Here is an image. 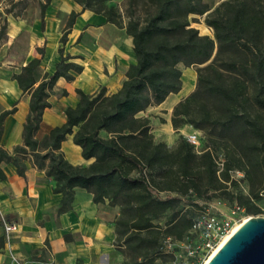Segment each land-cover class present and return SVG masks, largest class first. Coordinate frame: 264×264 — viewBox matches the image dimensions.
<instances>
[{
  "label": "trees",
  "instance_id": "trees-1",
  "mask_svg": "<svg viewBox=\"0 0 264 264\" xmlns=\"http://www.w3.org/2000/svg\"><path fill=\"white\" fill-rule=\"evenodd\" d=\"M73 1L82 6V12L101 14L108 23L125 29L133 39L136 63L129 67L127 79L118 92L108 94L101 88L90 95L77 90L80 101L75 108L66 110V123L38 138L44 111L51 107L49 98L54 86L61 78L75 80L74 74L84 70V65L75 62L80 57L66 54L65 49L82 12L66 14L59 47L61 59L53 75L45 74L39 83L45 41L38 48L41 58L28 62L21 73L13 76L22 94L31 96L30 112L23 130L24 144L15 147L12 153L4 149L1 138L4 121L17 112L19 101L0 115V164H13L25 178L26 161L31 157L33 165L55 182L54 193L63 196L60 213L73 209L77 188L91 194L95 204L118 207L120 214L114 224L115 246L123 255L119 264H178L182 246L168 250L156 236V231L163 228L159 223L162 218L166 219L165 236L174 241L189 237L187 245L183 244V252L189 260L200 261L201 253L191 251L204 243L205 231H196L194 226L211 213L194 219L186 205L195 203L193 195L211 201L208 191L219 190L232 167L227 161L224 163L222 178L214 153L196 151L183 135L173 148L163 142L155 143L151 120L140 114L183 90L182 67L208 63L216 49L218 58L243 47L253 54L254 60L251 64L230 61L221 65L222 70L238 75L229 82L221 70H215L216 76L209 79L203 74L207 67L198 70L197 90L174 107L172 126L178 130L191 125L205 133L210 142L222 145L224 140L233 141V147L240 145L243 125L258 139L264 156V127L245 111V82L239 78L255 87L254 102L264 109V51L260 44L264 36V6L250 0H226L208 13L210 8L204 0H127L130 20L124 25L119 10L109 6L110 0ZM51 3L52 0L40 3L42 32L46 30L45 17ZM139 14L146 18L141 19ZM205 14L207 26L215 30L214 39L202 35L190 21L191 15ZM8 25L6 21L0 29V42L8 39ZM210 98L221 104V115L217 118L206 103ZM70 136L80 147L83 158L94 160L91 164L76 166L67 160L62 144ZM0 179L6 180L2 169ZM203 186L206 190L201 193ZM163 193L171 195L163 197ZM4 246L2 235L0 248Z\"/></svg>",
  "mask_w": 264,
  "mask_h": 264
},
{
  "label": "crops",
  "instance_id": "crops-1",
  "mask_svg": "<svg viewBox=\"0 0 264 264\" xmlns=\"http://www.w3.org/2000/svg\"><path fill=\"white\" fill-rule=\"evenodd\" d=\"M82 10V6L72 3L70 9L61 13H81ZM57 13L47 11L45 32L41 30L40 18V22L34 21V26L39 24L40 30L35 37L31 29L27 28L26 20H14L15 22L11 23V27L15 25V30L20 31L14 34L8 32V40L4 46L7 50L13 46L11 57L15 60H4L8 56L7 52L0 60V115L10 111L19 101L17 112L4 121L1 143L9 153L24 144L23 130L30 112L31 98L28 93L22 94L13 76L21 73L28 62L41 58L38 48L42 47L45 41L46 54L41 63L39 83L45 74L53 75L61 59L59 47L63 20L57 17ZM52 25L54 36L50 32ZM23 28L28 35L25 39L18 35ZM109 30L114 36L105 40V32ZM90 33L93 39L87 42ZM65 49L66 54L80 57L75 62L84 65V70L81 74H74L75 80L67 81L61 78L54 86L49 98L51 107L44 111L38 138L56 126L66 123V110L69 107L75 108L80 101L77 90L90 95L97 94L101 88H105L108 94L118 92L127 79L129 67L136 63L132 37L125 29L108 23L103 15L91 11H83L77 18ZM3 51L0 49V53ZM182 89L157 106L164 108L169 103L172 111L188 96L184 87ZM143 115H146L145 112L140 114ZM166 122L167 128L173 129L172 120L167 119ZM181 132L186 136L194 131L188 126ZM176 137L171 135L168 138L173 142ZM171 142L168 141V144ZM62 151L65 152L67 160L76 166H87L94 161L83 158L82 151L74 144L72 136L62 144ZM26 167L24 178L18 174L13 164H0V169L6 175V180L0 179V236L5 237L1 217H6L10 223H16L19 227L9 242L5 237V246L0 248V264H119L122 255L117 252L115 246L114 224L119 209H114L108 204H95L91 194L77 188L73 209L60 213L58 210L63 196L54 193L55 182L46 176L44 170H39L33 165L31 157L27 159Z\"/></svg>",
  "mask_w": 264,
  "mask_h": 264
},
{
  "label": "rangeland",
  "instance_id": "rangeland-1",
  "mask_svg": "<svg viewBox=\"0 0 264 264\" xmlns=\"http://www.w3.org/2000/svg\"><path fill=\"white\" fill-rule=\"evenodd\" d=\"M46 0H0V29L5 24V22H8V30H7V36L8 32L16 33L20 30H15V25H12L11 23H14L15 21H27V28L31 29L32 35L35 37L40 32L39 30V24L38 26H34V21L39 20L40 16V8L41 2H45ZM224 1L226 0H204V2L209 6L210 11L208 13L213 12L217 7H219ZM251 2L254 1L256 5L262 4L264 6V0H250ZM72 3L76 4L73 0H52L51 7L48 9V12L50 13H57V17L63 20L62 26L60 28V31L62 32L67 19L65 16L64 10H68L71 8ZM114 6L117 8L123 17V23L126 25V23L130 20L129 17H127L129 12V4L127 3V0H110L109 6ZM207 13V14H208ZM141 16V19L146 18L145 15L139 14V17ZM208 15H191L190 21L192 23V26L200 30V33L202 35H208L211 36L213 39L215 38V30L207 26L206 19ZM15 20V21H14ZM51 34L54 36L55 30L54 26L51 27ZM104 39L110 40L114 34L111 32V30L105 32ZM20 38L25 39L28 35L23 28L21 32L18 34ZM18 36V37H19ZM93 39V35L90 33L87 37V42L91 41ZM7 40H4L0 42V49L4 50L3 53H0V60L3 58V55L5 53H8V56L4 59L7 60L11 58L12 60H15V58H12L11 55L13 53V46L10 48L5 47V43H7ZM260 44L264 51V36L260 38ZM4 46V47H3ZM26 46V45H25ZM252 46V44H250ZM2 47V48H1ZM4 48V49H3ZM240 50L236 51L235 53H228L221 55L217 58V49L211 58L212 60L208 63L202 64L200 66H192L189 68H183V78L182 83L184 87L185 94L188 93L190 95L191 93L195 92L197 89L198 84V70L201 68H208L205 71H203V74H205L206 78L215 77L216 74L215 70H221L225 74V78L228 80V82L238 76L236 73L226 70H222V66L224 63H229L230 61L233 63H236L238 65H241L243 62L251 64L254 60L253 54L249 50H246L243 47L239 48ZM85 52H87L86 49H84ZM18 59V58H17ZM18 61V60H17ZM247 61V62H246ZM244 63V64H245ZM1 66V64H0ZM242 81L245 82V88L243 92L245 93L244 96V108L247 113H250V116L253 119H257L260 124L264 127V109L260 108L256 102H254V96L256 94V89L253 87V85L243 77H239ZM209 106V109L212 113V116L214 118H217L219 115H221L220 108L221 104L217 102L215 98H210L206 102ZM174 109V108H173ZM173 109L171 111V104H166L164 108H161L160 106L149 108L145 111L146 115H143L142 117H147L151 120L152 124V134L154 135L155 143L163 142L168 147L173 148L177 145V143L180 140V136L182 134L181 130L185 128V126L182 129H170L166 126V120H172V114ZM190 126L193 131L199 133L201 137V147L200 152L203 153V151H212L216 157L217 161L220 162H228L229 165L232 167L227 177V179L222 180L221 185L219 186V190H209L208 197L211 198V201H206L205 199L201 200L199 196H194L195 203H190V205H186L189 210L191 209L194 219L197 217L204 215L206 212H209L215 216H217L219 219H229L233 221L234 224L236 223H242L246 221L250 216H257V217H263L264 218V156L263 151L261 149V146L259 145L258 139L254 137L251 132H249L248 127L241 126L242 130V137L240 141V145L236 146L233 145V141L227 142L224 140L222 142V145H217L212 142H210L209 138L205 135V133L195 129L194 127ZM186 126V127H188ZM160 128L162 130H160ZM102 136L107 137V134L102 132ZM171 135L177 136L176 139L172 140L169 139ZM168 140H164V139ZM168 141L171 142V144H168ZM173 143V144H172ZM197 151V149H196ZM220 168V167H219ZM221 170L218 171V175H220L222 178V173H220ZM206 190V186L200 187V192L204 193ZM192 194V192L190 191ZM170 193H163V197L170 196ZM187 200H189L187 198ZM108 204V203H107ZM236 206H240V210L235 212L233 214V210ZM113 208V207H112ZM119 209L118 207H116ZM114 208V209H116ZM120 214V209H119ZM118 214V215H119ZM118 215L116 216L114 222L116 221ZM165 218H162L159 223H162L163 228L161 230L156 231V236L165 244L170 241L172 243L171 248H167L168 250H173L176 247H181V252L178 255V264H204L206 259L208 257H205V255L200 254V261L193 262L188 259L186 256V253L183 252L184 245H187V242L189 241V237L183 238L182 241H174L173 239H169L165 236L164 233V225H165ZM1 222L3 224V227L5 223H10L6 217H1ZM5 229V227H4ZM194 242V241H193ZM184 244V245H183ZM186 249V246H185ZM117 252L121 253L119 249H117ZM122 255V253H121ZM123 260V255H122ZM122 262V261H121ZM120 262V263H121Z\"/></svg>",
  "mask_w": 264,
  "mask_h": 264
},
{
  "label": "water",
  "instance_id": "water-1",
  "mask_svg": "<svg viewBox=\"0 0 264 264\" xmlns=\"http://www.w3.org/2000/svg\"><path fill=\"white\" fill-rule=\"evenodd\" d=\"M206 264H264V218L250 216Z\"/></svg>",
  "mask_w": 264,
  "mask_h": 264
},
{
  "label": "built area",
  "instance_id": "built-area-1",
  "mask_svg": "<svg viewBox=\"0 0 264 264\" xmlns=\"http://www.w3.org/2000/svg\"><path fill=\"white\" fill-rule=\"evenodd\" d=\"M187 142L194 146L198 152H200L201 147V137L199 133L192 132L185 136ZM220 167V170L224 167V162L217 161ZM240 206H236L233 210V214L239 211ZM235 226L233 221L229 219H219L215 215H205L198 223L194 226V230L204 229V243L197 247L196 251H191V254L195 252H200L205 257H208L212 254L213 250L220 244V241L228 234L232 228ZM5 237L7 242L10 241L14 232L19 230V227L16 223H5ZM172 243L169 241L166 245L167 248H171Z\"/></svg>",
  "mask_w": 264,
  "mask_h": 264
},
{
  "label": "bare ground",
  "instance_id": "bare-ground-1",
  "mask_svg": "<svg viewBox=\"0 0 264 264\" xmlns=\"http://www.w3.org/2000/svg\"><path fill=\"white\" fill-rule=\"evenodd\" d=\"M244 222L235 224V226L232 228V230L228 234L225 235V237L220 241V244L213 250L212 254L206 259L204 264H206L218 252V250L221 248V246L224 243H226L233 236L235 231L238 230Z\"/></svg>",
  "mask_w": 264,
  "mask_h": 264
}]
</instances>
